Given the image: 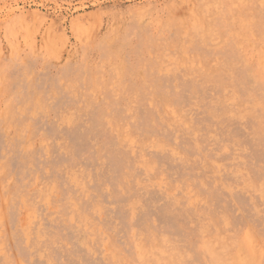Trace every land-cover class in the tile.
Instances as JSON below:
<instances>
[{"label":"rangeland","instance_id":"1","mask_svg":"<svg viewBox=\"0 0 264 264\" xmlns=\"http://www.w3.org/2000/svg\"><path fill=\"white\" fill-rule=\"evenodd\" d=\"M0 264H264V0H0Z\"/></svg>","mask_w":264,"mask_h":264}]
</instances>
